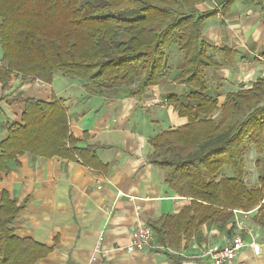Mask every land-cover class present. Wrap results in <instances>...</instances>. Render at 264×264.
Here are the masks:
<instances>
[{"label":"trees","instance_id":"1","mask_svg":"<svg viewBox=\"0 0 264 264\" xmlns=\"http://www.w3.org/2000/svg\"><path fill=\"white\" fill-rule=\"evenodd\" d=\"M0 0V84L10 80L51 83L55 74L79 81L88 95L123 91L141 98L169 77L166 49L182 52L171 81L185 92L165 101L185 122L150 137L149 162L164 171L169 188L189 198L177 214L148 222L159 244L180 247L203 224L234 226L233 209H256L264 233V167L258 183L246 185V143L254 145L260 166L264 152V77L229 92L222 103L211 92L205 71L217 65L204 39L205 23L224 15L239 0ZM248 1V0H247ZM263 5L264 0H250ZM6 98L2 95L0 101ZM19 122L4 120L0 169L23 152L79 158L106 167L94 148L77 146L61 100L21 98ZM3 111L0 108V118ZM225 167V168H224ZM224 169V170H223ZM229 169L230 173L225 171ZM21 205L0 194V264H34L46 246L12 234ZM231 229V227H230Z\"/></svg>","mask_w":264,"mask_h":264},{"label":"crops","instance_id":"2","mask_svg":"<svg viewBox=\"0 0 264 264\" xmlns=\"http://www.w3.org/2000/svg\"><path fill=\"white\" fill-rule=\"evenodd\" d=\"M203 31L217 63L205 71L214 95L224 100L239 86L247 88L264 77V4L239 0L224 15L210 20ZM166 53L169 58L170 52ZM171 78L149 87L141 98L114 90L90 96L59 74L47 84L13 77L3 92L0 84V98L6 96L0 101V141L6 135L1 123L20 120L21 98L47 101L56 96L67 110L76 145L94 148L97 160L106 166L26 151L6 160L8 171L0 169V194L22 206L10 224L12 234L49 249L34 264H209L208 248L239 235L232 223L222 229L203 224L180 247L167 246L175 252L124 250L139 220L149 224L163 215L177 214L189 203L188 197L169 188L164 171L149 162L150 137L185 122L175 119L179 116L165 101L166 93L185 91L183 85L166 88L173 85ZM238 219L257 234L261 252L255 256L244 246L224 264H264L260 225L252 214Z\"/></svg>","mask_w":264,"mask_h":264},{"label":"built area","instance_id":"3","mask_svg":"<svg viewBox=\"0 0 264 264\" xmlns=\"http://www.w3.org/2000/svg\"><path fill=\"white\" fill-rule=\"evenodd\" d=\"M255 209L250 211H243L233 209V224L238 230V234L231 240H228L222 245H213L208 248L207 254L210 256L209 264H224L233 259L237 253L242 250V247L247 246L251 249L253 255H258L261 252L259 242L256 240L257 234L253 233L252 228L246 225L241 219H238L240 215L246 216L251 214ZM243 233L248 236L246 240ZM130 241L124 247L126 252L140 251V250H154V248L165 249L167 251L175 252L171 248L163 246L156 242V237L151 227L142 221H138L136 226L130 232Z\"/></svg>","mask_w":264,"mask_h":264},{"label":"rangeland","instance_id":"4","mask_svg":"<svg viewBox=\"0 0 264 264\" xmlns=\"http://www.w3.org/2000/svg\"><path fill=\"white\" fill-rule=\"evenodd\" d=\"M202 6L201 7H199V10H205V8H211V7H213L214 5H215V3L212 1V0H207V1H205L203 4H201ZM214 18H217V17H214ZM213 19V18H212ZM212 19H210V20H212ZM210 20H208L206 23H205V26H206V24L210 21ZM203 30H205V27H204V29ZM170 52V55H169V58H168V55L166 56L167 58H166V62H167V68H170V72H169V77L171 76V77H174V74H176V73H178V70H177V67H178V65L181 63V60H182V52H180L179 50H178V47H176L175 45H169V46H167V49H166V52ZM168 62H170V64L171 65H168ZM60 76V75H59ZM56 77H58V76H56ZM62 78H66V77H64V76H61ZM168 77V78H169ZM168 78H166L164 81H163V83L165 82V83H167L168 81H167V79ZM66 79H68V78H66ZM73 83L76 85H80V82L79 81H73ZM164 83V84H165ZM168 85H170V86H172V87H174V88H176L178 85H171V84H166V88H167V86ZM81 86V85H80ZM244 88L243 86H239L238 87V89H240V88ZM82 88V87H81ZM165 88V90H167ZM210 88L212 89V90H214L213 89V87H211V85H210ZM248 88V87H247ZM184 90V89H183ZM212 90H211V92H212ZM186 91V90H185ZM185 91H183V92H185ZM172 92H175V93H178V92H176L175 90H173ZM161 99H163V98H161ZM219 100H218V103H222V101H223V98H218ZM175 116H176V114H175ZM180 117V116H179ZM175 117V119H180L179 121L182 123V122H184L185 121V119L183 118V117ZM180 124V123H179ZM245 146H246V148H247V152H246V154H245V158H244V161H245V175H246V178H245V180H246V185H248V186H254V185H256L257 183H258V177L260 176L259 174L262 172V168L264 167V152L262 153V156H260V160L262 161V164L260 165V166H258V165H256L255 164V158H257V156H258V152H257V149H256V147L254 146V145H252V144H250V143H246L245 144ZM225 168V167H224ZM224 170V169H223ZM227 174H229L230 173V170L229 169H227L226 171H225ZM255 213H256V210H254L251 214L254 216L255 215ZM250 219V218H249ZM262 230V229H261Z\"/></svg>","mask_w":264,"mask_h":264},{"label":"clouds","instance_id":"5","mask_svg":"<svg viewBox=\"0 0 264 264\" xmlns=\"http://www.w3.org/2000/svg\"><path fill=\"white\" fill-rule=\"evenodd\" d=\"M250 87V86H249Z\"/></svg>","mask_w":264,"mask_h":264}]
</instances>
